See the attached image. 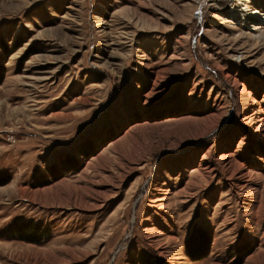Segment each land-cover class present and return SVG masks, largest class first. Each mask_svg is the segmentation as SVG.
<instances>
[{"label":"rangeland","instance_id":"obj_1","mask_svg":"<svg viewBox=\"0 0 264 264\" xmlns=\"http://www.w3.org/2000/svg\"><path fill=\"white\" fill-rule=\"evenodd\" d=\"M0 76V264H264V0H0Z\"/></svg>","mask_w":264,"mask_h":264},{"label":"trees","instance_id":"obj_2","mask_svg":"<svg viewBox=\"0 0 264 264\" xmlns=\"http://www.w3.org/2000/svg\"><path fill=\"white\" fill-rule=\"evenodd\" d=\"M0 82H1V76H0ZM22 239H26V240H33L31 237H22ZM145 259L149 260V262L151 261V259H149L148 257H145ZM151 263V262H150ZM139 264H144L143 262H139Z\"/></svg>","mask_w":264,"mask_h":264}]
</instances>
